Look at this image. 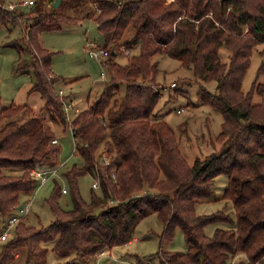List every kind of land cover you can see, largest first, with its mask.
Masks as SVG:
<instances>
[{"label": "trees", "instance_id": "1", "mask_svg": "<svg viewBox=\"0 0 264 264\" xmlns=\"http://www.w3.org/2000/svg\"><path fill=\"white\" fill-rule=\"evenodd\" d=\"M54 1L10 9L0 0V26L20 22L24 44H14L30 55L18 59L17 69L32 70L30 92L44 99L40 111L15 102L0 110V213L4 218L12 214L40 185L32 169L58 167V173L61 168V146L52 142L57 136L51 122L74 128L75 153L83 163L61 173L70 187L71 208L60 204L63 187L55 180L46 198L55 218L35 226L25 216L0 244V264H9L22 248L25 264H47L50 242L57 256L75 255L82 264H93L101 252L133 240L138 224L153 213L163 224L161 241L172 240L180 228L187 244L185 251L160 246L161 264H231L238 254L247 258L236 264H264V102H253L264 87L254 81L249 91L242 88L259 44L258 75L264 73V0H61L57 7ZM85 19L96 22L110 51L103 60L110 79L69 125L59 95L63 79L52 67L54 51L42 46L40 36ZM131 25L133 34L121 41ZM222 46L230 51L229 62L221 58ZM122 47H138L139 53L126 54ZM159 53L191 68L197 80L217 81L214 91L200 84L197 95L201 104L221 112L217 140L222 145L193 164L182 153L175 128L153 118L160 90L152 58ZM122 54L128 55L126 63L115 60ZM120 84L125 93L116 99ZM70 93L66 98L72 101ZM180 128L185 130V123ZM101 149L110 163L101 164ZM10 167L22 172L5 173ZM88 173L98 180L99 191L93 186L85 199L79 179ZM221 174L228 177L222 198L234 210L198 213V202L214 195ZM221 222L229 226L207 234V225Z\"/></svg>", "mask_w": 264, "mask_h": 264}, {"label": "rangeland", "instance_id": "2", "mask_svg": "<svg viewBox=\"0 0 264 264\" xmlns=\"http://www.w3.org/2000/svg\"><path fill=\"white\" fill-rule=\"evenodd\" d=\"M6 1L14 4L22 2V0ZM21 29L20 22H11L8 25L0 26V110L11 102H15L21 105H30L40 111L44 105V99L39 92H30L34 82L32 70L18 71L17 69L18 59L30 56L28 51L19 53L18 48L15 47V44H24L21 38ZM134 30V26H129L121 41L130 37ZM93 40L100 44L103 42L97 24L92 19H85L76 24H63L61 29L46 31L40 36L42 46L54 51L52 67L55 73L63 79L58 85L70 89L69 92H72L73 100L80 109L87 108L91 102L98 98L104 90L105 82L110 79L103 62L90 56L88 52L87 42ZM261 47L262 45L259 44L254 50L251 65L245 75L242 88L246 92L251 89L254 81L264 87V73L258 75V68L263 60L262 55L258 52ZM137 53H139L138 47L130 50V55ZM229 54V49L222 46L220 55L224 62H229ZM115 60L126 63L128 55L115 56ZM152 60L158 65L156 89L160 90L153 118L166 119L175 128L180 139V149L190 164H193L196 158H204L218 151L222 145L217 140L221 131L222 114L210 104H201L197 95L200 84H204L209 90L214 91L217 81L205 82L195 79L191 68L182 66L179 60L167 54H156ZM174 81L178 83V87L171 86ZM124 93L125 85L120 84V91L116 93L115 98H120ZM253 102H264V90L254 93ZM179 109L180 111H178ZM181 123H185L183 131L180 128ZM51 125L61 146L59 163L65 162L66 165L62 166L56 175L49 177L36 187L30 196L21 198L22 202L33 199L26 221L35 226L47 225L55 218L46 201L53 191L55 180L69 191L62 193L59 198L60 204L65 208H71L70 187L61 173L74 163H83L82 157L75 153L73 134L69 127L65 128L62 124L55 122H51ZM4 171L7 174H19L22 169L10 167L5 168ZM95 181L96 179L89 173L80 177L79 186L85 199L90 198L91 188ZM227 182L228 177L225 174L215 178L214 195L208 200L198 202L196 208L198 213H211L219 209L234 210L231 201L222 198ZM95 190L99 191V188L96 187ZM3 223L4 217L0 213V230ZM220 226L228 227L229 225L223 222L209 224L205 230L207 234H212L215 228ZM162 231L163 224L158 216L155 213L150 214L138 224L135 233L136 239L106 251L103 258L100 256L102 259L97 256L93 264H146L148 261L161 264L156 254L160 246L166 250L185 251L187 249L184 234L180 228L176 229L172 240L161 241ZM47 245L50 248L47 264H58L69 259L74 262L76 260L75 264H82L75 255L69 258L57 256L51 250L52 243ZM240 259H245V256L241 255L237 258L238 261ZM25 262L26 250L22 248L9 264H25ZM30 264L35 263L31 262Z\"/></svg>", "mask_w": 264, "mask_h": 264}, {"label": "built area", "instance_id": "3", "mask_svg": "<svg viewBox=\"0 0 264 264\" xmlns=\"http://www.w3.org/2000/svg\"><path fill=\"white\" fill-rule=\"evenodd\" d=\"M171 1V0H169ZM34 3V0H22L21 4L22 5H32ZM8 7L10 9H13L15 4L12 2L7 3ZM123 48V47H122ZM87 49L88 52L90 54V56L95 57L98 60H101L103 62V60L110 54V51L108 48H106L103 44H100L99 42L93 40V41H88L87 42ZM125 53L128 54L130 52L129 49L123 48ZM104 74V72L102 73V75ZM172 87H176L177 86V82H172L171 83ZM69 88H66L64 86H61L59 88V95L62 98L63 101V105H64V110H65V114H66V119L68 121V124L71 125L72 119H73V115L77 114L80 109L78 107H75L73 102L68 100L66 98L67 94H69ZM72 110H74V113L72 114ZM180 111V109L178 110ZM70 131L72 132V134L74 133V128L73 127H69ZM74 139V145L76 146V138L73 136ZM53 143H57L58 142V138H54L52 140ZM102 157H100V162L101 164H108L110 163V158L108 157L107 151H105L104 149L102 150ZM65 162H60L59 163V167L64 166ZM57 168H54L53 170H47V171H43L40 169H32L31 170V174L35 177H37L40 181V184L44 183L49 177H51L52 175L57 173ZM94 187H98L99 186V182L98 180H96L93 183ZM62 191L65 193L67 192L66 188H63ZM32 206V200L29 199L28 201H26L24 204H22L20 207H18L12 214L6 216L4 218V223L3 226L0 230V243L3 241L8 240L13 232H14V228L15 226L23 220V218L25 216L28 215L30 209ZM106 254V252H101L98 257L100 258V256ZM243 256V254H238L236 255L232 261L231 264H236L238 262L237 258L239 256ZM245 256V255H244ZM245 258H247L245 256ZM146 264H154L152 262H146Z\"/></svg>", "mask_w": 264, "mask_h": 264}, {"label": "crops", "instance_id": "4", "mask_svg": "<svg viewBox=\"0 0 264 264\" xmlns=\"http://www.w3.org/2000/svg\"><path fill=\"white\" fill-rule=\"evenodd\" d=\"M99 43H100V42H99ZM54 72H55V71H54ZM70 94H71L70 98H71V100L73 101L74 106H75V107H78V108L80 109V107H79V106L75 103V101L73 100L72 92H71ZM80 110H81V109H80ZM73 113H74V110H72V114H73ZM32 201H33V199H32ZM136 238H137V237L135 236L134 239H136ZM134 239H133V240H134ZM130 242H132V240H131ZM130 242H129V243H130ZM109 251H110V250H109ZM107 252H108V251H107ZM102 256H103V255H102ZM102 256H101V257H102ZM101 257H100V258H101ZM102 258H103V257H102ZM102 258H101V259H102Z\"/></svg>", "mask_w": 264, "mask_h": 264}, {"label": "water", "instance_id": "5", "mask_svg": "<svg viewBox=\"0 0 264 264\" xmlns=\"http://www.w3.org/2000/svg\"><path fill=\"white\" fill-rule=\"evenodd\" d=\"M61 0H55L53 6L57 7L60 4Z\"/></svg>", "mask_w": 264, "mask_h": 264}]
</instances>
